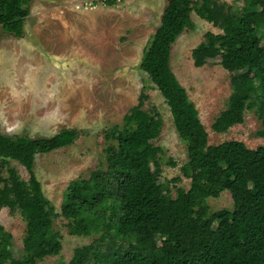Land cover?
Returning a JSON list of instances; mask_svg holds the SVG:
<instances>
[{
  "label": "trees",
  "instance_id": "16d2710c",
  "mask_svg": "<svg viewBox=\"0 0 264 264\" xmlns=\"http://www.w3.org/2000/svg\"><path fill=\"white\" fill-rule=\"evenodd\" d=\"M31 0H0V28L15 38L24 33ZM167 0L160 23L142 53L139 69L160 92L173 126L186 145L180 167L188 189L160 182L162 148L151 144L163 127L148 95L123 116L120 125L103 131L105 169L69 182L60 212L42 192L33 165L36 155L70 146L76 129L51 137L9 136L0 132V210L17 212L25 222L22 248L13 253V237L0 225V264H38L61 249L53 220L61 216L72 236L98 235L74 249L60 264H264V145L249 149L241 141L209 145L194 103L170 67L176 39L194 27L191 14L221 33L206 32L192 49L195 67L219 59L230 73L226 108L211 130L225 133L236 115L255 108L264 138V0ZM106 5H113L108 2ZM28 173L23 180L10 165ZM170 165H175L170 162ZM228 191L233 209L211 212L207 198Z\"/></svg>",
  "mask_w": 264,
  "mask_h": 264
},
{
  "label": "rangeland",
  "instance_id": "374dc122",
  "mask_svg": "<svg viewBox=\"0 0 264 264\" xmlns=\"http://www.w3.org/2000/svg\"><path fill=\"white\" fill-rule=\"evenodd\" d=\"M234 8L236 0H220ZM167 0H124L121 4L100 5L75 11L69 0H31L30 14L21 38L0 28V132L9 136L51 137L61 129H76L72 145L36 155L33 172L45 197L60 212L69 182L87 179L95 169H105L103 131L120 125L123 116L135 106L142 92L163 121L158 138L151 142L163 150L162 173L158 180L180 178L170 183L171 195L190 181L180 167L186 162V145L177 136L172 117L160 92L139 69L144 49L159 26ZM194 27L183 32L171 49L170 67L184 87L199 115L209 145L241 141L249 149L264 145L255 108L238 112L236 123L225 133L211 130L214 119L227 105L230 73L219 59L195 67L191 51L206 32L221 33L210 23L191 14ZM174 162L175 165H170ZM23 180L26 170L10 162ZM211 212L233 209L228 191L207 198ZM61 216L53 220L62 249L57 256L38 264L68 262L75 248L90 244L98 235L72 236ZM0 225L13 237V253L19 255L25 222L17 212L0 210Z\"/></svg>",
  "mask_w": 264,
  "mask_h": 264
},
{
  "label": "built area",
  "instance_id": "2783aa9c",
  "mask_svg": "<svg viewBox=\"0 0 264 264\" xmlns=\"http://www.w3.org/2000/svg\"><path fill=\"white\" fill-rule=\"evenodd\" d=\"M124 0H69L71 8L75 11L94 9L100 5H106L108 2L112 4H121Z\"/></svg>",
  "mask_w": 264,
  "mask_h": 264
}]
</instances>
